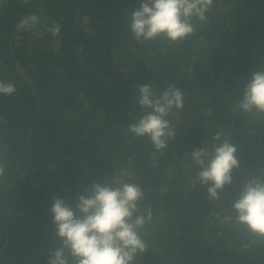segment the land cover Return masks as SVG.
Returning <instances> with one entry per match:
<instances>
[{"label":"trees","instance_id":"trees-1","mask_svg":"<svg viewBox=\"0 0 264 264\" xmlns=\"http://www.w3.org/2000/svg\"><path fill=\"white\" fill-rule=\"evenodd\" d=\"M0 264H264V0H0Z\"/></svg>","mask_w":264,"mask_h":264}]
</instances>
